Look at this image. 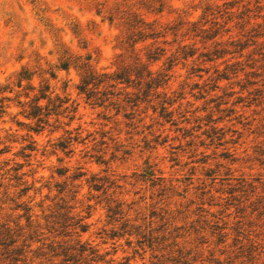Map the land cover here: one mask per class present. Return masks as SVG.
Here are the masks:
<instances>
[{"label": "rangeland", "instance_id": "obj_1", "mask_svg": "<svg viewBox=\"0 0 264 264\" xmlns=\"http://www.w3.org/2000/svg\"><path fill=\"white\" fill-rule=\"evenodd\" d=\"M117 1L0 0V83L14 89L0 117V232L23 226L32 264H50L51 241L77 259L82 244L87 264H264V0H157L154 10L132 0L124 12ZM207 5L221 10L205 25L223 35L219 45L173 35L135 50L125 42L134 14L163 29L185 17L202 24ZM181 40L193 56L176 55ZM156 46L164 51L148 61ZM78 55L100 72L130 66L133 76L94 102L77 88V67H58ZM137 55L169 78L146 94ZM23 65L36 86L29 97L49 83L73 109L38 132L15 97ZM17 164L30 186L21 195L25 184L10 179Z\"/></svg>", "mask_w": 264, "mask_h": 264}, {"label": "trees", "instance_id": "obj_2", "mask_svg": "<svg viewBox=\"0 0 264 264\" xmlns=\"http://www.w3.org/2000/svg\"><path fill=\"white\" fill-rule=\"evenodd\" d=\"M132 0H118L117 3L122 9L121 12L125 11V8L132 3H130ZM157 0H136V2L145 4L147 8H151V10L156 9V6L154 5V2ZM159 6H163L162 3L159 4ZM159 10V9H158ZM220 9H213L212 6L207 5L203 12L201 19H204L203 23L200 24L201 20H192L189 17L180 18L175 22L173 25L169 27H164L163 29H158V27L155 25V22H150L144 19V17H137V15L134 14V18L126 23L130 25L128 27L127 32L123 34L125 35V42L128 43L130 47L135 50V45L139 41H145L147 39H151L152 43L154 44L159 37H162L164 42L167 40L168 35H173L174 39L176 40L178 36H187L186 38L193 37H200L201 39L208 40L212 38H216L219 34L217 29L213 30L212 34L210 33V29L208 27H205V25L210 22L213 25L218 24L216 19V14H221ZM112 20V18H109ZM250 21H246L245 23H249ZM229 29H227L228 31ZM255 36H258V34H254ZM223 35H219L217 39L213 40L215 45H219L221 43V38ZM58 40V39H57ZM124 41V40H123ZM235 40H231L230 43L233 44ZM245 47V45H241L240 50H242ZM218 50V49H216ZM215 50V52H216ZM160 51H164L163 48H159V46H156L152 51H149L146 55V58L148 61H155ZM176 55H181L182 58L187 59L190 56H193L195 54V50L189 46L187 43H183L181 40L178 43V47L175 51ZM201 55H206L205 53ZM118 57H121L119 54ZM136 63H140L142 66L141 72L136 73L135 78H137V83L140 85L141 83H144V89L143 94H146V92L149 89L156 90L162 83V80L167 81L169 78L166 77V74L158 73L154 75V72L150 68V64L147 62H143L140 57L135 56ZM208 60H211L208 58ZM73 64L74 67H77L80 70V83L78 84L77 88L80 90V92H84L86 94L87 99H91L94 102H97V100H108L111 98V96H117L120 91L114 92L113 90H109L108 88L117 87L118 84L128 83L133 76V73L131 72L130 66H123L119 71L115 72H100L97 69H95L90 62V56L82 57L78 55L75 58H71V56L65 57L60 60V64L58 67L62 69H68V67ZM173 66V60H169L168 69H170ZM32 75L33 72L29 70V68L25 65H23L20 70H18L15 74V82L13 83V86H16L18 89L17 93L15 94V97L17 99V104L22 108L20 113L24 114L26 118L34 119L35 120V127L34 131L38 132L42 130L46 125L50 124V119L52 115L58 116L61 112L66 111L67 109L69 111L73 109H69V106L66 105L63 107V105L67 102L68 99L61 98L59 95L52 96V91H50V84L49 83H41L39 84V88L37 89V93H35L32 97H29L30 91L35 90V85L32 82ZM166 77V78H165ZM26 81L27 85L26 87H23V82ZM103 87V90L100 91L99 88ZM142 87V86H141ZM27 89L24 92V100L20 99L21 96V89ZM13 87L10 86L8 83L2 84L0 83V117L6 113L8 109V105L4 103L5 100H11L10 95H6L5 92L12 93ZM100 94V96H99ZM128 94V92L126 93ZM106 96L105 98H103ZM136 97H139L138 95ZM42 100H46V103H42ZM166 104H170L169 101H163L162 103V110L164 111ZM63 109V110H61ZM35 140L32 139L30 144L26 145L25 148H28L29 150H34L35 147L33 146L35 144ZM5 150L3 148L0 149V154L4 152ZM25 156H29L30 153L24 154ZM22 167L21 164H17L16 166L12 167L14 170V175L10 179L17 180V184L22 185L25 184V182L22 181V177L24 173L18 174L19 169ZM6 173V172H5ZM1 174V173H0ZM0 178H3V176ZM1 186V182H0ZM30 188V186H27L26 184L23 185V187L20 189V195L27 192V190ZM21 206L20 204L17 205ZM22 209L24 210V213L20 216H24L26 220V226L30 227L32 225V213H31V207L24 204L22 206ZM17 225V224H16ZM18 226V225H17ZM80 228L82 231L85 230L86 225L80 224ZM24 229L23 226H18L17 230H20V233H15L17 230H12V228L5 227L3 231L0 232V264H32L34 262L33 257H29L28 253L33 251L31 248L32 241L28 242L27 240H31L33 237L31 234L28 236H25L19 243V237L22 235L21 232ZM41 239H37L36 241H40ZM54 242L51 241L49 244H47V248L51 251L50 256L46 258L47 261H50V264H55L54 259L58 256H62V259L57 264H87L85 261L86 257L83 256L85 251L87 250L82 244L80 245L79 250V258L77 259V254H72L71 250L73 249L72 246L64 245L63 243H57L55 246L53 244ZM45 243H42V246L38 247L37 249L43 248ZM93 253V251H91ZM43 256L47 253H39ZM37 257V256H36ZM98 257V259H97ZM91 261L97 262L98 260H101L102 258L99 257V255H92L91 258H89ZM94 264V263H93Z\"/></svg>", "mask_w": 264, "mask_h": 264}]
</instances>
